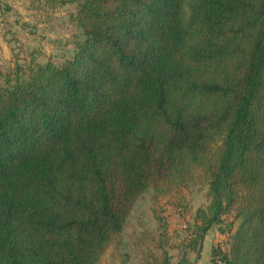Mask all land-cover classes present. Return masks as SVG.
<instances>
[{
  "label": "trees",
  "instance_id": "1",
  "mask_svg": "<svg viewBox=\"0 0 264 264\" xmlns=\"http://www.w3.org/2000/svg\"><path fill=\"white\" fill-rule=\"evenodd\" d=\"M39 2H77L84 37L0 69V264H99L145 191L196 176L179 261L165 223L140 264H194L214 226L209 264H264V0Z\"/></svg>",
  "mask_w": 264,
  "mask_h": 264
},
{
  "label": "rangeland",
  "instance_id": "2",
  "mask_svg": "<svg viewBox=\"0 0 264 264\" xmlns=\"http://www.w3.org/2000/svg\"><path fill=\"white\" fill-rule=\"evenodd\" d=\"M78 7L77 2L52 9L43 7L39 0H0V69L11 68L16 61L27 62L32 55L39 62L63 64L73 55L75 41L84 37L75 20ZM208 201L207 184L197 176L159 198L152 189L145 191L134 204L116 243L101 256L99 264H140L143 250L150 243V238L143 240L140 233L149 229L158 235L160 225L165 223L171 243L176 245L170 252L173 263H177L181 244L189 237L188 226L196 210L207 206ZM236 225L237 222L232 231ZM207 235V245H221L224 251H230L229 232L222 234L214 226ZM190 257L194 260L196 253L191 251Z\"/></svg>",
  "mask_w": 264,
  "mask_h": 264
},
{
  "label": "crops",
  "instance_id": "3",
  "mask_svg": "<svg viewBox=\"0 0 264 264\" xmlns=\"http://www.w3.org/2000/svg\"><path fill=\"white\" fill-rule=\"evenodd\" d=\"M206 236H209V235H206ZM207 244H208V237H206L204 240L203 251H202L201 256L198 258V260L194 264H209V261L211 259L212 244L210 246Z\"/></svg>",
  "mask_w": 264,
  "mask_h": 264
}]
</instances>
